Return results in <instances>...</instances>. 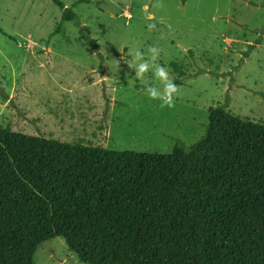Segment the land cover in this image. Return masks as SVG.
<instances>
[{
  "label": "rangeland",
  "instance_id": "rangeland-1",
  "mask_svg": "<svg viewBox=\"0 0 264 264\" xmlns=\"http://www.w3.org/2000/svg\"><path fill=\"white\" fill-rule=\"evenodd\" d=\"M59 1L75 22L51 0H0V126L166 155L200 144L219 108L264 124V0ZM149 46L179 86L172 107L149 98L126 63L136 47L147 60ZM145 77L162 90L151 68ZM33 264L83 263L53 238Z\"/></svg>",
  "mask_w": 264,
  "mask_h": 264
},
{
  "label": "trees",
  "instance_id": "trees-1",
  "mask_svg": "<svg viewBox=\"0 0 264 264\" xmlns=\"http://www.w3.org/2000/svg\"><path fill=\"white\" fill-rule=\"evenodd\" d=\"M53 238L83 264H264V124L219 108L166 155L0 126V264H33Z\"/></svg>",
  "mask_w": 264,
  "mask_h": 264
},
{
  "label": "clouds",
  "instance_id": "clouds-1",
  "mask_svg": "<svg viewBox=\"0 0 264 264\" xmlns=\"http://www.w3.org/2000/svg\"><path fill=\"white\" fill-rule=\"evenodd\" d=\"M153 18L154 14L148 15V19ZM154 27L155 26L151 23L147 25L148 30H152ZM146 51L147 54H149L147 60L144 59L145 52L140 51L139 47H136L135 50L129 49L127 55H133V59L126 63L129 68H132L133 65L135 66V79L144 85L142 90L146 92L149 98L153 100L159 99L161 101V107L164 105L172 107L174 104V97L179 94V86L169 78L168 68L161 63H157L161 49L156 46H149ZM117 63L118 62H115V68L117 67ZM150 68L162 85V90L148 83L145 73H147Z\"/></svg>",
  "mask_w": 264,
  "mask_h": 264
}]
</instances>
